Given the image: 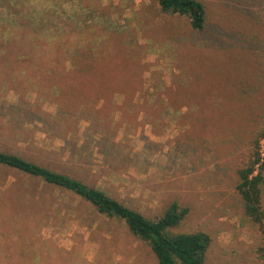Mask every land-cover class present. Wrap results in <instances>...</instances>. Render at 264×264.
<instances>
[{"label": "rangeland", "instance_id": "1", "mask_svg": "<svg viewBox=\"0 0 264 264\" xmlns=\"http://www.w3.org/2000/svg\"><path fill=\"white\" fill-rule=\"evenodd\" d=\"M199 1L202 31L185 16L163 13L156 0H81L77 11L66 0L68 26L91 22L120 36L138 64L137 84L85 105L43 93L27 72L17 76L33 65H5L0 150L79 177L148 218L174 201L187 206L174 230L210 235L205 264H264L255 251L264 235L235 190L236 169L264 129V0ZM186 94L189 105L181 103ZM259 151L264 157V137ZM17 262L157 264L122 221L0 165V264Z\"/></svg>", "mask_w": 264, "mask_h": 264}, {"label": "trees", "instance_id": "2", "mask_svg": "<svg viewBox=\"0 0 264 264\" xmlns=\"http://www.w3.org/2000/svg\"><path fill=\"white\" fill-rule=\"evenodd\" d=\"M16 1L0 0V64L3 65L0 70H5V65L8 68L33 65L17 76L27 72L29 75L25 79L29 77L31 85L40 82L43 93L57 95L59 92L71 100L81 99L85 105L93 98L110 100L114 92H126L136 86L138 78L134 74L138 64L130 63L132 52L121 46L120 36L112 38V32L91 22L68 26L73 15L67 10L66 0H25L30 6L27 9L17 8ZM74 2L77 11L81 8V0ZM156 3L163 13L187 17L194 31L204 30L206 8L201 1L156 0ZM45 63L51 68L43 67ZM12 75L14 72L9 70V76ZM46 82L52 84L51 89H46ZM188 97L184 95L181 103L189 105L191 99ZM263 137L264 129L254 139L245 164L236 169L235 190L244 214L264 235V157L259 151V141ZM0 165L68 190L88 202L99 215L122 221L131 235L150 247L157 264H205L212 241L210 235L204 231L174 230L188 214L187 206L174 201L159 217L148 218L79 177L20 155L0 150ZM255 251L264 260V243Z\"/></svg>", "mask_w": 264, "mask_h": 264}]
</instances>
